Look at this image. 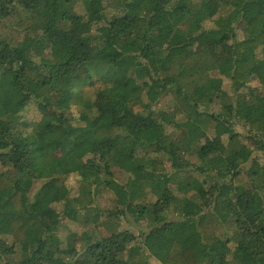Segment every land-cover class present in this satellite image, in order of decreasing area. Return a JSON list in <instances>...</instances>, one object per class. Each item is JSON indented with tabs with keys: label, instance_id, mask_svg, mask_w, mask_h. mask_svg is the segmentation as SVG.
Listing matches in <instances>:
<instances>
[{
	"label": "trees",
	"instance_id": "16d2710c",
	"mask_svg": "<svg viewBox=\"0 0 264 264\" xmlns=\"http://www.w3.org/2000/svg\"><path fill=\"white\" fill-rule=\"evenodd\" d=\"M11 19L0 264H150L149 238L161 264H264V0H0Z\"/></svg>",
	"mask_w": 264,
	"mask_h": 264
},
{
	"label": "rangeland",
	"instance_id": "374dc122",
	"mask_svg": "<svg viewBox=\"0 0 264 264\" xmlns=\"http://www.w3.org/2000/svg\"><path fill=\"white\" fill-rule=\"evenodd\" d=\"M14 19H11L10 21H8L6 23V25L8 24V26H3L2 24H0V33H4V34H7V33H11L9 35H17L18 34V26H15L14 24ZM207 25V24H206ZM209 27L212 26V24H208ZM84 78L86 77V74H83L82 75ZM103 85V83L98 80V79H95L94 80V83H90L88 85H83L82 86V89H81V94L82 96L80 95H76L75 98L73 99V103H75L76 105H79L81 101L83 100H86V99H89L90 98V94L93 93L94 89L96 88H99ZM251 86H253L254 88H258L260 86V83L258 80H254L252 83H251ZM224 88L225 89H229V81L226 79L224 81ZM166 102L169 101V99L165 100ZM74 105V107L76 106ZM54 111H52V109H49L48 111V114H53ZM41 113L39 112L38 110V106L36 103H31L29 104V106L23 111L22 113V116H23V119L25 121H29V122H32V121H35L37 119H39L41 117ZM195 161L199 162V160L196 158H194ZM2 167L0 166V171H1ZM127 178H128V175L125 174L124 172L122 171H118L117 172V179L120 181V182H126L127 181ZM192 177L190 176V179ZM67 182L68 184L72 185L74 187V192L76 193L77 190H78V180H77V177L76 176H71L67 179ZM244 181L242 180H233L229 183V188L231 189H234L236 190L237 192H241L243 193L244 191ZM138 201H143L144 199L143 198H138L137 199ZM96 206L100 207L102 210L104 209H108V208H111L113 206V194L110 193V192H102L100 193V195L97 197L95 203H94ZM59 210L61 209V206L60 205H57L56 206ZM100 215V214H99ZM68 224H69V228L68 230L64 231L63 234H62V237L63 239H66V236L69 234V232L71 231H78V232H81L83 230V227L82 225L79 223V222H72V221H68ZM143 225H140V224H136V223H128L126 222L125 223V226L127 228H129L133 234L135 236L137 235H140V233L142 231L148 233V230H149V225L147 223H142ZM144 246H145V250L149 253L150 255V264H161L154 256L153 254V242L150 240H148L147 243H144ZM186 261L188 264H197L196 261L193 259V257H191L190 255L186 257Z\"/></svg>",
	"mask_w": 264,
	"mask_h": 264
}]
</instances>
